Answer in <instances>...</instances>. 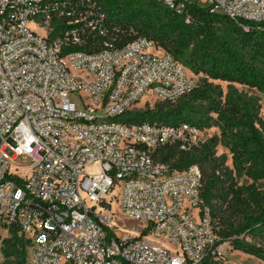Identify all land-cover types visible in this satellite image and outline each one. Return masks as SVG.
<instances>
[{
  "label": "built area",
  "instance_id": "2783aa9c",
  "mask_svg": "<svg viewBox=\"0 0 264 264\" xmlns=\"http://www.w3.org/2000/svg\"><path fill=\"white\" fill-rule=\"evenodd\" d=\"M157 1L176 12L193 2L264 33V0ZM82 4L0 0V227L15 226L30 240L28 264L223 259L227 243L217 244L210 211L200 209L199 168L172 171L151 157L164 146L188 151L200 129L118 120L147 94L143 104L177 101L197 78L145 38L78 49L84 37L107 32L102 16L89 12L87 20ZM113 205L166 247L117 235Z\"/></svg>",
  "mask_w": 264,
  "mask_h": 264
},
{
  "label": "trees",
  "instance_id": "16d2710c",
  "mask_svg": "<svg viewBox=\"0 0 264 264\" xmlns=\"http://www.w3.org/2000/svg\"><path fill=\"white\" fill-rule=\"evenodd\" d=\"M87 16H102L105 36L84 37L80 50L99 51L107 42L121 47L137 38L151 41L161 51L193 75L204 79L197 88L180 98L179 103L159 102L153 108L131 110L118 120L129 125L163 122L168 125L188 123L200 131L216 125L219 139L198 141L188 151L164 146L151 152L155 162L172 171L197 166L201 173L200 209L210 211L217 244L228 243L264 262V248L244 241V237H264V120L253 98L234 93L224 98L219 86L209 82L238 84L264 92V33L245 31L227 17L211 14L196 3L186 4L176 12L157 0H74ZM93 16H88L91 20ZM252 27V26H251ZM213 114L215 117H213ZM231 155L233 167L250 183L238 187L223 163L215 156L218 142ZM145 228L142 235H148ZM10 237L3 240L10 249V264H28L30 240L9 227ZM243 236V238H239ZM28 250V256H27ZM223 259L206 258L201 264H224Z\"/></svg>",
  "mask_w": 264,
  "mask_h": 264
},
{
  "label": "rangeland",
  "instance_id": "374dc122",
  "mask_svg": "<svg viewBox=\"0 0 264 264\" xmlns=\"http://www.w3.org/2000/svg\"><path fill=\"white\" fill-rule=\"evenodd\" d=\"M34 22H31L28 24V27L31 30L36 31L39 34H45V30L40 29L38 26L33 24ZM54 27V25H53ZM197 78L198 84L200 85L204 77L202 75H194ZM212 84L219 86L222 94L223 99L234 98V93H237L241 95L242 97H248L253 98L257 103L259 104L260 110L259 115L264 118V92L260 93L257 92L254 89H249L247 87L238 85V84H229L226 82H220V81H212L209 80ZM72 98V97H71ZM149 98V94L145 95L141 102L137 103L132 110H144L147 108H153L155 104H158L159 102L155 99H150V101L143 104L144 101H146ZM73 100V99H72ZM181 100L178 99L175 101V103H179ZM213 117H215L213 114H211ZM261 117V118H262ZM213 137H217L219 139L220 137V131L218 127L214 124L211 126L204 128L201 130V133L198 137V140L203 143L208 140H210ZM215 156L219 158V160L223 163L224 169L227 170L229 174H231V177L234 180V183L240 187L244 188L247 186L250 181L244 176L243 174L239 173L232 165L231 161V155L229 154L228 150L223 146V143L221 141L218 142L214 149ZM27 163V162H25ZM96 170V167L89 166L87 168V171H94ZM119 194V187H116L111 192L110 196H118ZM112 210L114 212L113 214V222L115 223L116 227L114 228V232L119 236H125V235H138L141 238H147L149 240H152L150 236L148 235H142V232L144 229H142V224H140L137 221L123 218L118 213V207L117 205H113ZM215 224V221H213V225ZM10 237L9 234V228H2L0 227V264H10L13 261V257L6 256V254H9L10 249L7 248L3 240ZM239 238H243V236H240ZM244 241L262 247L264 248V237L263 236H246L244 237ZM153 243L160 244L163 247H166V244L164 242H161L160 240H152ZM223 263L224 264H264L263 261L248 255L242 251L234 250L230 244L227 243L225 246V250L223 251ZM27 256H28V250H27ZM27 264V260H26Z\"/></svg>",
  "mask_w": 264,
  "mask_h": 264
},
{
  "label": "crops",
  "instance_id": "0c3cea01",
  "mask_svg": "<svg viewBox=\"0 0 264 264\" xmlns=\"http://www.w3.org/2000/svg\"><path fill=\"white\" fill-rule=\"evenodd\" d=\"M260 117H262V116H260ZM262 119L264 120V118L262 117Z\"/></svg>",
  "mask_w": 264,
  "mask_h": 264
}]
</instances>
